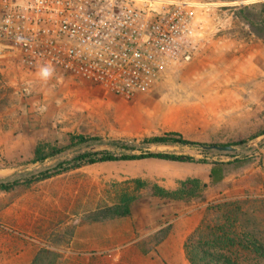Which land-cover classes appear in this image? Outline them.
<instances>
[{
	"label": "rangeland",
	"instance_id": "1",
	"mask_svg": "<svg viewBox=\"0 0 264 264\" xmlns=\"http://www.w3.org/2000/svg\"><path fill=\"white\" fill-rule=\"evenodd\" d=\"M193 1L201 23L196 54L168 76L183 93L180 99L157 97L166 100V109L180 106L183 117L169 113L143 124L129 114L132 99L29 68L18 52L0 45V174L30 166L40 142L61 146L70 133L130 139L176 131L207 143L206 149L246 140L251 150L208 154L188 145H159L153 150L196 160L87 164L0 189V264H264V38L250 26L264 12V0ZM205 156L234 162L223 182L210 183L211 163L198 161ZM136 178L170 190L185 180L209 185L202 197L170 202L152 187L137 188ZM127 191L140 196L130 216L85 220ZM43 249L58 254L36 262Z\"/></svg>",
	"mask_w": 264,
	"mask_h": 264
},
{
	"label": "built area",
	"instance_id": "2",
	"mask_svg": "<svg viewBox=\"0 0 264 264\" xmlns=\"http://www.w3.org/2000/svg\"><path fill=\"white\" fill-rule=\"evenodd\" d=\"M193 0H0V45L42 68L132 99L191 61Z\"/></svg>",
	"mask_w": 264,
	"mask_h": 264
},
{
	"label": "trees",
	"instance_id": "3",
	"mask_svg": "<svg viewBox=\"0 0 264 264\" xmlns=\"http://www.w3.org/2000/svg\"><path fill=\"white\" fill-rule=\"evenodd\" d=\"M261 5L264 6V3H260V6ZM246 8H250V5L246 6ZM250 26L256 34L264 38V12L255 14V17L251 20ZM231 144L246 147L247 141L242 140ZM159 145H188L196 147L208 154L225 152L226 154L237 153L245 155L251 150V148H245L246 150L237 149L234 151L219 150L217 148L206 149V146H208L207 143L187 139L176 131H171L162 135L130 139L106 138L100 135L90 136L70 133L68 134L67 142L61 146H52L47 142H40L36 147L35 157L30 161V166L15 170L9 174H0V189L8 191L21 184L30 185L87 164L150 158L180 162H191L196 160V157L190 154L177 153L170 150H153V146ZM198 161L211 163L210 183L213 185L223 182L228 166L234 163L233 161H225L222 159H209L207 156L198 159ZM241 161H243V159H241ZM134 180L137 188L149 189V187H152L155 190L156 196L170 202L202 197L203 192L209 185L199 180H185L181 182V188L170 190L156 183H152L150 180L140 178ZM139 198L140 196L133 191L124 192L120 195L119 199L111 205H104L90 211L89 214L86 215L85 220L87 222H105L112 219L128 217L132 214L133 208ZM43 252L45 253L44 255L41 254L40 250L38 258L35 259L36 262L41 261V257L48 258L49 255L58 254L52 252L50 249H43L42 253ZM207 253L209 252L202 249L200 250V254L204 257L209 256ZM51 264H56V261L52 260ZM203 264L208 263L203 261ZM218 264L224 263L223 261H218ZM225 264L234 263L229 261L225 262Z\"/></svg>",
	"mask_w": 264,
	"mask_h": 264
},
{
	"label": "crops",
	"instance_id": "4",
	"mask_svg": "<svg viewBox=\"0 0 264 264\" xmlns=\"http://www.w3.org/2000/svg\"><path fill=\"white\" fill-rule=\"evenodd\" d=\"M171 75H169L170 77ZM165 77L162 84L156 86L154 89L148 93H141L132 98L131 110L129 114L136 113V115L131 116L132 119L140 120L144 124V120L153 121V120H162L166 115L175 114L183 117L184 114L181 112L180 106L171 107L169 109L165 108V101L168 97L175 96L177 99L181 98V86H177L176 82ZM165 94L166 100H159L160 95ZM139 111V112H137ZM175 111V112H174ZM128 114V113H127Z\"/></svg>",
	"mask_w": 264,
	"mask_h": 264
},
{
	"label": "water",
	"instance_id": "5",
	"mask_svg": "<svg viewBox=\"0 0 264 264\" xmlns=\"http://www.w3.org/2000/svg\"><path fill=\"white\" fill-rule=\"evenodd\" d=\"M251 146V143L247 144L246 147H239V146H236L234 144H213L211 145L212 148H217L219 150H226V151H234V150H237V149H245L247 147H250Z\"/></svg>",
	"mask_w": 264,
	"mask_h": 264
}]
</instances>
